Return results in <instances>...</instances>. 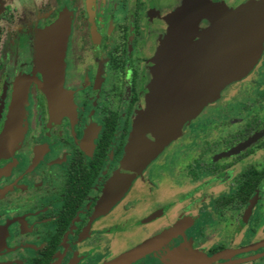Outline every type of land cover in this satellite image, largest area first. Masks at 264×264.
<instances>
[{"label": "flooded vegetation", "instance_id": "flooded-vegetation-1", "mask_svg": "<svg viewBox=\"0 0 264 264\" xmlns=\"http://www.w3.org/2000/svg\"><path fill=\"white\" fill-rule=\"evenodd\" d=\"M33 1L0 0V133L16 81L26 82L21 138L0 155V264H105L151 238L157 245L127 264H264V120L255 112L212 141L226 145L219 157L185 135L201 128L202 115L244 76L123 185L117 171L133 125L161 106L139 86L150 0H127L120 20L83 0L78 21L73 0L30 8ZM63 8L70 30L62 86L73 111L52 116L35 84V34ZM81 26L86 39L74 42ZM116 183L120 189L110 192Z\"/></svg>", "mask_w": 264, "mask_h": 264}, {"label": "water", "instance_id": "water-1", "mask_svg": "<svg viewBox=\"0 0 264 264\" xmlns=\"http://www.w3.org/2000/svg\"><path fill=\"white\" fill-rule=\"evenodd\" d=\"M210 4L209 0H150L141 22L148 60L139 86L141 95L161 106L146 122L138 117L133 125L117 171L123 185L133 184L163 147L204 106L216 100L224 87L243 77L261 53L264 0H245L233 8L214 11L209 10ZM211 12L219 13L210 18ZM69 30L70 13L63 8L35 34L34 63L40 75L35 84L52 116L73 111L62 86ZM193 37L196 43L192 50L180 56ZM25 98L26 82L18 79L0 133V155L21 138ZM126 257L105 264H118Z\"/></svg>", "mask_w": 264, "mask_h": 264}, {"label": "rangeland", "instance_id": "rangeland-1", "mask_svg": "<svg viewBox=\"0 0 264 264\" xmlns=\"http://www.w3.org/2000/svg\"><path fill=\"white\" fill-rule=\"evenodd\" d=\"M41 0H35L33 1L32 5L29 3V7L33 8L35 6V2L37 3V7H42L40 3ZM241 0H215V2H212L210 4V11L220 10V9H229L236 3L240 2ZM72 7L75 8L76 12V21H78L82 17V6H83V0H73ZM106 2L108 4L106 5ZM126 2L127 0H95V5L98 10H102L103 8H106V15L108 16L109 11H112L113 14H116V19L120 20L123 12L126 8ZM72 4V3H71ZM112 5V6H111ZM38 9V8H37ZM219 13V12H218ZM218 13L211 12L210 18H216V15ZM31 16H33L31 14ZM208 17V18H209ZM52 17H49L48 20H50ZM207 18V19H208ZM79 38V41H84L86 39V32L85 27H77L74 28L73 33V40H77ZM196 41L195 37L191 38L185 47L182 50V56H186L194 47ZM80 54L86 55V48L80 49ZM264 93V48L263 52L261 54V57L259 58L257 64L248 71L242 79L239 81L231 84L227 88H225L220 98L213 103L211 106L212 110L209 112L208 117L205 118V112L201 119V122L203 123V128H197V130L191 132L190 130H186L185 134L186 136H193V138L197 137V143L199 142L198 139H201L202 142H205V145H207L206 151L209 153L215 152L214 157H219L217 152L220 151L219 149H222V147L226 146L225 144L221 145L220 147H215L213 145L212 141H217L216 139H219L222 135H226V137H229V131H235L237 127L240 126L242 120L247 119L251 114L257 112L259 117L264 120V96L262 94ZM263 115V117H262ZM226 125V128H221V124ZM206 126V127H205ZM197 143L192 146L193 150L197 148ZM199 144V143H198ZM192 153V151H191ZM165 156V155H164ZM163 158L165 159V157ZM161 159V158H159ZM159 161V160H157ZM158 163V169L160 165V161ZM162 165V164H161ZM203 168V167H202ZM201 168V169H202ZM198 169V168H197ZM181 170V169H179ZM236 171V170H234ZM199 173V172H198ZM147 173H145L146 175ZM207 175H202L197 177L196 180H193V183H198L199 179L202 181ZM219 182L215 181L214 183ZM141 182L139 180V186L137 183V188L141 189ZM120 185L118 183L113 184L110 186V192H115L116 190H119ZM110 193H107L106 197H109ZM107 199V198H106ZM144 243V242H143Z\"/></svg>", "mask_w": 264, "mask_h": 264}, {"label": "crops", "instance_id": "crops-1", "mask_svg": "<svg viewBox=\"0 0 264 264\" xmlns=\"http://www.w3.org/2000/svg\"><path fill=\"white\" fill-rule=\"evenodd\" d=\"M12 1L16 2L17 0H12ZM18 3H19V4H22V3H21V0H18ZM164 234H165V233H164ZM158 240H159V239H157V238H155V239H154V238H151V239H145V240L139 242V243H138L137 245H135L132 249L127 250V251H125L124 253H122V254H120L119 256L116 257V258H118V257H123L124 255H127V257H126L123 261L119 262L118 264H127L128 262L132 261L133 258H134L136 255H138V254L144 252L145 250H148L149 248H153L155 245H157ZM143 242H144V243H143ZM138 247H139V248L142 247L141 251H139V252L136 253V254L131 253L132 251H134V250L137 249ZM128 253H129V254H128ZM172 254H174V253L171 252L170 256H171V257H174L175 254H174V255H172Z\"/></svg>", "mask_w": 264, "mask_h": 264}]
</instances>
